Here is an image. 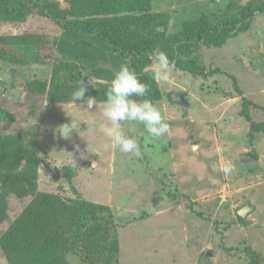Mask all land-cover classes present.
<instances>
[{
  "label": "rangeland",
  "instance_id": "obj_1",
  "mask_svg": "<svg viewBox=\"0 0 264 264\" xmlns=\"http://www.w3.org/2000/svg\"><path fill=\"white\" fill-rule=\"evenodd\" d=\"M57 1L68 6V0ZM255 1L154 0V8L171 13L170 29L176 32L202 12H223L231 2L237 6L230 9L233 13ZM255 15L251 31L222 47L202 49L211 73L207 78L172 66L170 81L160 84L165 95L154 103L169 125L168 134L153 138L143 124L122 122L124 133L140 145L139 156L122 153L100 129L107 123L104 103L97 102L92 111L78 102L50 104L28 89L26 79L50 81V63L10 68L0 59V107L15 117L0 120V132H37L39 191L74 196V186L86 199L112 208L120 264H248L250 250L264 256V133L249 136L250 122L241 114L238 93L264 82V13ZM39 28L48 35L56 31L46 19L32 16L14 27L1 25L0 33ZM172 93L184 94L191 105L174 102ZM258 95L249 96L254 104ZM251 114L256 121L264 120L255 105ZM73 118L76 130L62 137L57 127ZM88 121L94 122L91 129ZM254 149L261 154L259 169L240 161L243 150ZM94 161L97 166H92ZM226 161L235 166L228 176L217 171ZM66 166L77 171L73 184L58 170ZM30 200L10 196V219ZM7 225H0V234ZM76 257L71 259L79 264ZM0 264H9L1 248Z\"/></svg>",
  "mask_w": 264,
  "mask_h": 264
},
{
  "label": "trees",
  "instance_id": "obj_2",
  "mask_svg": "<svg viewBox=\"0 0 264 264\" xmlns=\"http://www.w3.org/2000/svg\"><path fill=\"white\" fill-rule=\"evenodd\" d=\"M67 3L63 6L57 0H0L2 26L14 27L38 16L56 29L53 35L41 28L0 33V59L10 68L51 64L50 81L40 77L25 80L28 89L44 95L50 104L81 103L73 101L71 95L81 86L80 81L88 84L87 95L104 103L115 71L125 62L149 85L146 98L154 104L165 93L147 70L152 50L158 47L166 52L176 70L207 78L211 73L205 69L202 49L222 47L251 31L255 14L264 13V0L244 4L233 13L230 9L237 6L230 2L223 12H202L185 20L174 32L170 29L171 13L156 10L154 0ZM85 77H92L95 86ZM234 80L236 83L235 77ZM2 85L0 82V89ZM238 91L243 99L241 114L250 122L249 136L264 133V121H256L251 114L254 101L242 89ZM14 118L8 108L0 107V120ZM40 151L36 131L0 132V225L8 223L0 234V248L8 263L75 264L71 257L77 256L84 264H120V240L112 208L86 199L74 186V196L39 191ZM246 153L258 158L254 150ZM58 170L73 184L77 173L74 168ZM10 196L31 197L14 219L9 216ZM248 264H264V256L250 250Z\"/></svg>",
  "mask_w": 264,
  "mask_h": 264
},
{
  "label": "clouds",
  "instance_id": "obj_3",
  "mask_svg": "<svg viewBox=\"0 0 264 264\" xmlns=\"http://www.w3.org/2000/svg\"><path fill=\"white\" fill-rule=\"evenodd\" d=\"M148 58L151 63L147 70L151 79L158 85L169 82L172 74V61H170L167 53L157 47L148 54ZM89 83L95 86V80L92 77ZM80 84L81 86L72 92V100L79 101L83 105L86 104L87 109L90 111L96 109L98 106L96 97L87 95L88 84L82 81H80ZM149 90V85L142 82L135 70L125 62L115 71L105 93L106 99L102 115L107 123L100 124L99 127L110 138L112 145L122 153L140 155V145L135 139L124 133L122 122H139L143 124L148 135L153 138L164 137L169 132V125L165 122L161 111L150 99L146 98ZM135 97L143 99L137 100L134 99ZM93 124L94 122L88 121V129H91ZM73 130H76L74 118L71 123L59 125L56 129L64 138H69ZM97 165L95 161L92 163V166ZM217 171L228 176L235 171V166L231 161H226ZM212 182H215L214 179Z\"/></svg>",
  "mask_w": 264,
  "mask_h": 264
},
{
  "label": "water",
  "instance_id": "obj_4",
  "mask_svg": "<svg viewBox=\"0 0 264 264\" xmlns=\"http://www.w3.org/2000/svg\"><path fill=\"white\" fill-rule=\"evenodd\" d=\"M84 79L86 81H90V78H88V77H85ZM171 98L174 102L179 103L184 108H188L191 105L189 103V101L187 100L186 96L182 93H172ZM241 161L248 167L257 168L259 166L257 158L253 155H242ZM247 209L248 208L246 207L243 210H241L240 215L243 216V214H245V212H247Z\"/></svg>",
  "mask_w": 264,
  "mask_h": 264
},
{
  "label": "crops",
  "instance_id": "obj_5",
  "mask_svg": "<svg viewBox=\"0 0 264 264\" xmlns=\"http://www.w3.org/2000/svg\"><path fill=\"white\" fill-rule=\"evenodd\" d=\"M263 72H264V70H263ZM256 93H259L258 97H259L260 101L257 100V103L255 104V107H256L257 110L261 111V113L264 115V99H263V97H264V82H263V84L261 86H257V87H254V88L250 89V92H247V91L244 92V95L247 96V97H249V96L256 97ZM262 121H264V120H262ZM246 151L243 150V152L241 153V156L242 155H253V156H255L254 154L246 153ZM254 151L258 154V158L255 156L257 158V160H258V165H259L257 167V169H258L260 167V158H261L260 155L261 154H260V152H258L255 149H254ZM241 156H240V161H241ZM250 168H255V167H250Z\"/></svg>",
  "mask_w": 264,
  "mask_h": 264
}]
</instances>
